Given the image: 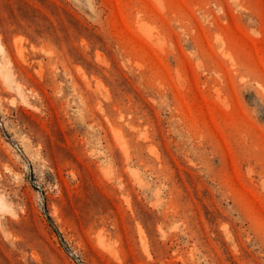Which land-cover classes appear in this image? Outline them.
I'll return each instance as SVG.
<instances>
[{
  "label": "rangeland",
  "instance_id": "1",
  "mask_svg": "<svg viewBox=\"0 0 264 264\" xmlns=\"http://www.w3.org/2000/svg\"><path fill=\"white\" fill-rule=\"evenodd\" d=\"M0 44V264H264V0H0Z\"/></svg>",
  "mask_w": 264,
  "mask_h": 264
},
{
  "label": "bare ground",
  "instance_id": "2",
  "mask_svg": "<svg viewBox=\"0 0 264 264\" xmlns=\"http://www.w3.org/2000/svg\"><path fill=\"white\" fill-rule=\"evenodd\" d=\"M1 50H3V52H4V48H3V45L2 44H0V51ZM9 60V59H8ZM0 68L2 69V71H3V73L5 74V75H3V76H7V77H5V78H7V79H9L8 77L11 75L10 73H9V70H8V68H7V65L6 64H0ZM8 74H10V75H8ZM4 199V198H3ZM7 204V203H6Z\"/></svg>",
  "mask_w": 264,
  "mask_h": 264
}]
</instances>
